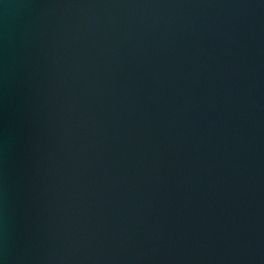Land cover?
<instances>
[{"label":"water","instance_id":"obj_1","mask_svg":"<svg viewBox=\"0 0 264 264\" xmlns=\"http://www.w3.org/2000/svg\"><path fill=\"white\" fill-rule=\"evenodd\" d=\"M0 264H264V0H0Z\"/></svg>","mask_w":264,"mask_h":264}]
</instances>
